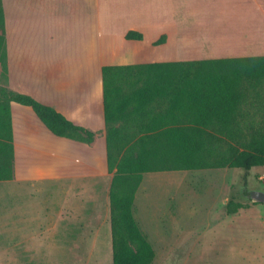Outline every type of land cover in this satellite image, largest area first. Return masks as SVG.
Instances as JSON below:
<instances>
[{"label": "crops", "instance_id": "1", "mask_svg": "<svg viewBox=\"0 0 264 264\" xmlns=\"http://www.w3.org/2000/svg\"><path fill=\"white\" fill-rule=\"evenodd\" d=\"M2 2L6 86L96 132L90 145L56 136L31 107L12 102L16 184H83L105 174L104 66L264 56V0ZM129 31L143 40H126Z\"/></svg>", "mask_w": 264, "mask_h": 264}, {"label": "trees", "instance_id": "2", "mask_svg": "<svg viewBox=\"0 0 264 264\" xmlns=\"http://www.w3.org/2000/svg\"><path fill=\"white\" fill-rule=\"evenodd\" d=\"M125 39L143 35L129 31ZM102 77L113 264H150L154 249L134 216L144 174L237 168L247 186L250 171L264 166V56L104 66ZM8 80L0 0V182L15 177L12 102L31 107L56 136L94 142L96 132L9 89Z\"/></svg>", "mask_w": 264, "mask_h": 264}, {"label": "rangeland", "instance_id": "3", "mask_svg": "<svg viewBox=\"0 0 264 264\" xmlns=\"http://www.w3.org/2000/svg\"><path fill=\"white\" fill-rule=\"evenodd\" d=\"M138 59L133 54L129 61ZM248 111L257 118L263 112ZM244 173L217 168L144 174L134 216L154 249L150 264H264V201L251 197L264 193V166L250 171L247 186ZM112 177L107 166L83 184L0 182V264H113Z\"/></svg>", "mask_w": 264, "mask_h": 264}, {"label": "water", "instance_id": "4", "mask_svg": "<svg viewBox=\"0 0 264 264\" xmlns=\"http://www.w3.org/2000/svg\"><path fill=\"white\" fill-rule=\"evenodd\" d=\"M251 197L254 199V200H257V201H261L263 202L264 201V193L263 192H252L251 193Z\"/></svg>", "mask_w": 264, "mask_h": 264}]
</instances>
